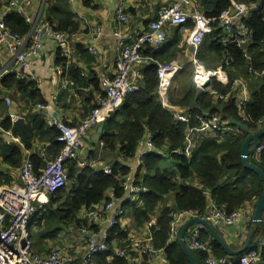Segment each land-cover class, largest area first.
<instances>
[{
	"label": "trees",
	"instance_id": "16d2710c",
	"mask_svg": "<svg viewBox=\"0 0 264 264\" xmlns=\"http://www.w3.org/2000/svg\"><path fill=\"white\" fill-rule=\"evenodd\" d=\"M233 1L262 5L261 9L252 12L248 21V25L253 31L252 43L247 47L251 61L249 62L242 49L238 48L236 44L229 43V34L218 28L205 39L197 58L208 69L217 68L226 60L230 61L228 68L230 83L234 79L242 77L251 91V99L246 107V116L250 120L244 121L233 100L220 101L199 89L194 82L195 67L193 63H187L174 76L169 88L168 99L174 105L187 107L186 113L200 116H205L207 113L211 116L219 115L227 121L237 119L248 124L251 130H257V122L264 117V79H256L254 72L249 71V67L251 66L253 70L264 69V0ZM85 3L88 4V0ZM231 3V0H214L213 3H208L207 0L204 3L209 9L206 15L216 17ZM45 13L57 30L70 34L79 31V22L68 9L66 0H47ZM6 24L11 30L20 34H26L29 30V25L20 12L8 15ZM172 37L173 39L164 50L154 51V49L148 48L149 50H146L145 54L154 56L159 62L174 61L182 41L179 27L173 30ZM66 61L59 51L56 63L65 65ZM69 70L68 77L75 80L80 88L89 86L92 89L90 94L83 91H79V94L84 97L85 102L88 101L92 104L91 108L96 106L97 102L93 92L103 91L97 75L92 73L91 76L85 78L79 68L71 67ZM173 83H178L179 88L176 89ZM212 85L220 92L225 93L230 90V84L223 86L214 80ZM158 86L157 64L146 65L143 68V81L140 89L124 99L117 109L110 110L100 121V123L105 121L101 140L99 144H93V150L91 149L87 154L88 162L99 161L97 157L100 149L114 157L118 156L120 159L116 158L106 165L112 170L111 174L105 173L101 167L79 168L75 162L68 165L69 182H73L71 189H61L52 193L45 209L38 212L29 225L34 251L45 253L41 252L42 240L57 238L60 232L66 231L65 227L70 228L73 225L81 229L87 226L88 222L79 219L78 214L83 208H92L106 203L109 190L114 189L116 196H123L122 177L131 171V167L126 164V161L134 159L139 149V142L148 133L153 134L156 149L159 151L146 155L144 163L136 172L138 184L146 187L148 191L140 195L138 201L124 203L125 216H131L140 230L153 216H158L157 225L154 228V243L157 248L165 249L169 264H190L179 241L169 243L167 241L169 213L172 209L197 210L205 213L209 208L208 195L210 194L215 204L224 207L228 213L243 207L255 210L256 204L264 192V180L258 173L244 167L242 163V147L248 133L246 131L240 134L226 133L223 140L212 137L201 138L193 147L191 157L178 154V148L185 146L187 130L190 127H198L199 123L195 117L189 124L177 121L174 114L163 106L158 94ZM0 87L9 90L11 95L28 96L30 103L34 105L45 101L35 81L21 80L16 74L3 76L0 79ZM1 95L2 92H0V110H2V114H5V101ZM103 95L102 93L101 97ZM41 119L40 126L44 127L46 123L42 117ZM2 121L6 129L11 127L8 118L3 117ZM19 125V122L14 125L13 131L15 134L22 135L24 140V133ZM57 135L56 131L53 137L56 143H58ZM24 141L26 142V138ZM58 144L60 150L61 144ZM30 146V141L26 142L25 147L30 148ZM0 148L5 162L18 168L22 166L24 154L20 147H10L0 141ZM162 153L169 154V159L176 162V168L162 167V161L165 159L161 157ZM30 158L37 170L44 166L43 159L36 154L31 155ZM252 162L264 172V151L258 159H252ZM177 175L180 180H177ZM9 183L10 180H7L0 170V185ZM194 183H198V185L196 186ZM204 190L208 193L205 194ZM167 196H173L172 206L164 203ZM138 202H142V204L139 205ZM158 210L159 213H157ZM33 227L36 232L33 231ZM91 228L97 231V226ZM250 228L249 225V230ZM222 233L224 234L223 231ZM263 234L264 223L257 230L251 249H260L259 242ZM115 238L120 241L131 240L128 239V233L122 230L120 222L113 227L109 242L112 244ZM201 240L207 242L211 253L215 256H228L209 232L204 231ZM229 244L234 249L244 245L238 246L230 242ZM118 245L124 246L125 244ZM260 253L262 255L261 264H264V247L260 249ZM192 254L197 264H203L208 256V252L203 250H192ZM243 254L234 258L239 259ZM96 258L98 264H133L134 262L108 254H99ZM146 261L145 258L144 262Z\"/></svg>",
	"mask_w": 264,
	"mask_h": 264
},
{
	"label": "built area",
	"instance_id": "2783aa9c",
	"mask_svg": "<svg viewBox=\"0 0 264 264\" xmlns=\"http://www.w3.org/2000/svg\"><path fill=\"white\" fill-rule=\"evenodd\" d=\"M45 1L42 0L36 12L26 11L34 0H10L8 4L0 8V79L5 75L16 74L21 80L35 81L39 86L41 79L49 74L44 64L45 47L48 42H53L60 49L62 57L69 52L70 38L72 34L57 30L45 13ZM74 1V0H71ZM192 0H173L164 5L151 23L152 31L142 32L133 37L131 41L125 39L122 34V24H127L129 17L123 7H119L113 18V27L118 42V58L116 61V73L104 75L102 86L103 96L97 101V105L91 108L88 114L76 125L68 124L56 111L58 108L59 92L52 94L49 100L38 102L34 105V111L41 115L47 126L55 129L58 133L57 141L61 149L57 156L46 161L44 166L36 169L30 157H26L19 168L20 180L9 184L0 185V264H73L76 261L67 248L55 246L48 253H39L32 248V239L29 233V225L35 215L44 210L50 201V195L63 189L69 181L68 164L77 163L79 168L91 166L99 168L98 162L89 163L87 158L82 161L81 149L89 131L95 127L110 110H115L129 95L137 92L143 81V68L146 65L156 63L158 72V94L161 102L166 106L169 104L168 93L174 76L179 72L180 66L172 61L169 63L159 62L154 56L146 55L145 51L152 45L154 51L160 50L162 39L156 34L168 27H180L184 39L191 45L195 55L204 43L206 37L218 28L229 34L230 44H236L242 49L245 56L251 61L247 51L248 45L252 43L253 31L248 25L252 12L262 8L260 3L246 4L232 0L231 5L223 10L218 16H207L197 6L195 11H190L187 6ZM13 12H20L29 25L26 34H20L11 30L6 24V18ZM104 34L103 27L95 26L92 43L89 50L94 55H99L98 43ZM9 53L8 62L4 63L3 54ZM248 62V63H249ZM195 66L194 82L202 91L213 95L220 101L233 100L244 121L250 120L246 116V107L251 99V91L247 82L242 78H236L230 83L228 68L230 61L226 60L217 68L208 69L198 58L193 60ZM56 70L62 76V85H75L74 80L67 79V69L63 65H57ZM256 79H264V69H252ZM210 84L206 87L207 81ZM217 81L223 86L230 84L228 92H220L212 85ZM79 89H85L80 88ZM7 105L6 118L14 127L24 118L22 112L15 111L12 98L5 96ZM169 110L175 119L181 123L189 124L195 117L199 123L198 127H190L186 134L187 139L184 147H180L177 153L191 157L192 149L205 137L223 140L226 133H243L244 129L231 124V120H223L221 116L194 115L193 113L178 112L172 108ZM0 119V132L9 135L10 138L20 143L19 137L6 130ZM243 122V121H242ZM245 123V122H244ZM258 129L248 133L264 130V117L258 122ZM156 149L153 134H147L140 142L139 149L134 157L135 167L122 177L124 194L118 197L114 189L109 190L107 202L92 208H83L82 216L88 222L87 226L80 229L83 233H89L88 245L81 260L77 264H92L99 254H108L133 261V253L139 254L150 264H169L164 248H157L154 243V228L157 225L158 216H153L141 229V236L131 240H121L125 244L119 246L109 242L110 235L122 216L125 215L124 203L136 202L139 196L146 193L148 189L138 184L136 172L144 163V157L154 154ZM264 151V137L256 148L252 159H258ZM159 155V154H158ZM169 159V154H163ZM105 173L111 174L110 167H103ZM207 194L208 191L204 190ZM209 208L205 213L197 210L172 209L169 213V236L168 243L179 240V233L185 222L192 218L205 219L219 231H225L240 223H252L254 211L249 207L240 208L228 213L224 207H220L212 200L210 194ZM111 211L112 215L107 220L105 230L95 231L91 227L101 225L105 213ZM208 230L202 224L193 225L186 235L187 245L192 250H203L208 256L203 264H261L262 255L260 249L264 247V234L262 235L259 248L250 249L239 259L231 256L217 257L211 253L207 242L201 240L202 233ZM248 231L246 232L247 235ZM134 264V262H133Z\"/></svg>",
	"mask_w": 264,
	"mask_h": 264
},
{
	"label": "crops",
	"instance_id": "0c3cea01",
	"mask_svg": "<svg viewBox=\"0 0 264 264\" xmlns=\"http://www.w3.org/2000/svg\"><path fill=\"white\" fill-rule=\"evenodd\" d=\"M9 1L10 0H0V8L5 7ZM66 1L68 9L75 15L80 25L79 31H77L75 34H72L70 38L69 52L63 55L67 60L66 64L63 65L67 69V79L70 80V78L68 77V74L70 75L69 69L71 67H75L81 70L83 77L88 78L92 73H95L99 78V81H102L104 75L111 76L116 73V61L118 58L119 49L117 38L115 36V29L113 27V18L119 7L122 6L125 13L129 17L128 23L121 25L122 34L124 35L126 40L131 41L133 37L139 33L152 31L151 23L156 19L158 11L164 5L171 3V1L173 0H88V4L85 3L86 0ZM192 1L193 3L187 6L190 11H195V6H197L205 14L209 11L208 7L204 5L207 0ZM41 2L42 0H34L33 4L26 7L25 10L29 12H36L40 7ZM209 2L213 3L214 0H208V3ZM97 25L103 27L104 34L101 41H99V43L97 44L100 50V54L94 55L89 50V46L92 43L95 26ZM176 28L177 27H168L156 34V37L162 39V44L160 46L161 51L164 50L171 39H173V30ZM180 36L182 41L179 44L180 48L177 51L174 62H176L180 66L181 70L187 63H193V60L194 58H197L198 53L195 55L191 45L187 42L186 39H184L181 28ZM148 48L154 49L152 45H150V47ZM59 51L60 49H58L53 42H48L46 44L44 52V59H46V61L44 66L47 69L49 75L46 78L41 79L42 83L40 84V86L38 85V89H40L41 95L44 100H49L51 95L58 91L59 101L58 108L56 107V111L65 119L68 124L76 125L81 121L83 117L88 114L92 107V104H90L88 101L85 102L84 97L79 94V91L87 92L90 94L92 92V89L89 86H85V89H79V85L77 82H75L76 86L71 84H68L66 86L62 85V76L59 75L56 70V66L61 65L56 63ZM9 58V53L4 52V63L8 62ZM100 84L102 86V83ZM102 88L104 91L103 86ZM103 91L93 92L96 102L100 99ZM0 92H2L1 96L3 100L5 96L10 95L15 105V111L22 112L24 114V118L19 122V126L22 133H24V140L26 138V142L29 143L30 141L31 146L30 148L25 147L26 142L23 140L22 135L15 134L12 126L6 130L11 131L13 135L19 137L20 143L12 140L9 135H5L3 132H0L1 143L10 147H20L23 150L24 159L26 157H31V155L33 154L41 157L43 159V164H45L46 161L53 159L60 151L58 144L59 142L56 140L58 142L56 143L53 138L56 134L55 129L47 126L46 124H44V127L40 126V121H42L41 116L36 111H34V104L30 103L28 96L22 94L11 95V92L9 90L3 89L2 87H0ZM16 97H18V101ZM5 106L6 113L2 114V110H0V119L6 117L7 115L8 107L6 104ZM163 106L167 109L172 108L178 112L187 111V107L177 106L172 104L171 102H169V104L166 106L163 104ZM99 124L100 122L89 131L88 136L85 139L84 145L81 149L80 154L82 156L86 157L87 154L90 153V150H93V144H96L93 142V137L97 131ZM1 153L2 151L0 148L1 172H3V174L7 177V180H10V183L19 181V168L5 162ZM116 158L120 159V157H114L100 149L97 157V160L99 161L97 162L101 168L108 167L106 165L109 162H113L114 160H116ZM169 161H171L170 164L168 163ZM135 163L136 162L134 159H132V161H126V164L130 167L134 166ZM162 164L163 168H176V162L172 159H163ZM177 180H180L179 175H177ZM72 185L73 182L68 181L67 185L63 189L69 190L71 189ZM170 197L171 196H167L165 200L170 199L171 201H173V198ZM138 203L139 205L142 204V202ZM157 213H159V210L157 211ZM111 215V211H107L105 213V216L103 217L104 220L101 222V225L97 226V231L103 232L105 230L107 226V220ZM78 218L84 220L82 211L78 214ZM120 225L122 230H125L128 233V239H133L138 235L141 236L142 234L140 227L135 225L134 219L131 216H122L120 219ZM249 225L251 227L252 223H240L231 227H227L226 229H224L225 231H223L225 234L224 236L231 244L239 245L238 240H242L243 232L246 231L247 227V231H249ZM64 229L66 231L60 232L57 238H54L53 240H48L47 238L42 240V243L40 244L42 249L41 252H49L52 249L50 247V244H57L58 246H63L70 252H72L76 257L75 262H78L81 260L83 254L85 253L90 235L89 233L81 232L80 227H76L73 225L70 228L65 227ZM33 231L36 232V229L34 227ZM120 242V240H117L115 238L112 241V244L118 245L120 244ZM77 245H81V247L77 248ZM96 257L93 260L92 264H98ZM144 260L145 259L139 254L133 253L134 263L144 262Z\"/></svg>",
	"mask_w": 264,
	"mask_h": 264
},
{
	"label": "water",
	"instance_id": "95a60500",
	"mask_svg": "<svg viewBox=\"0 0 264 264\" xmlns=\"http://www.w3.org/2000/svg\"><path fill=\"white\" fill-rule=\"evenodd\" d=\"M209 84H210V80L207 81L206 87ZM231 122L234 126H239L243 128L244 131H246L247 133L249 132L248 124L240 120H237V119H231ZM104 125H105V121L99 124L97 131L93 137V142L96 144L100 143ZM263 137H264V130L254 132V133H248L243 143V147H242V163L244 167L258 173L264 180V172L252 162V156L254 155L256 148L260 144V139ZM263 223H264V192L256 204L253 218H252V225H251L247 240L241 248H238V249L232 248L221 231H219L216 227H214L209 221L205 219H199V218H192L184 223V225L182 226L180 230L178 241H179L180 246L182 247V250L187 255L190 264H197L195 261V258L193 257L192 251L189 249L187 245L186 235L189 229L193 225L202 224L203 226H205L208 232L212 235V237L223 247L227 255L231 257H237L252 248L255 234ZM134 264H150V263L139 262V263H134Z\"/></svg>",
	"mask_w": 264,
	"mask_h": 264
},
{
	"label": "rangeland",
	"instance_id": "374dc122",
	"mask_svg": "<svg viewBox=\"0 0 264 264\" xmlns=\"http://www.w3.org/2000/svg\"><path fill=\"white\" fill-rule=\"evenodd\" d=\"M173 85L175 86L176 89L179 88V84H178V83H173ZM7 97L12 98L10 95H8ZM16 98H17V101H18V97H16ZM17 101H16V102H17ZM18 110H20V109H18ZM20 111H22V110H20ZM81 157H84V158L82 159V161H83V160L86 159L87 156L85 157V156H82V155H81ZM170 162H171V161H169L168 163L170 164ZM133 167H135V166H133ZM194 184H195L196 186L198 185V183H194ZM170 198H173V196H171ZM164 203H168L170 206L173 205V201H171L170 199L165 200ZM247 229H248V227L246 228V231L243 232V238L241 237L242 240H240V241L238 240V244H239L238 246H241V245L245 244L244 242H246V239H247V235H246ZM139 231H140V230H139ZM249 231H250V230H249ZM249 231H248V233H249ZM248 233H247V234H248ZM138 236H139V235H138ZM138 236H136V237H138ZM32 241H33V240H32ZM59 245H61V244H59ZM55 246H58V245H57V244L54 245V244H52V243L50 244V247H51V248H53V247H55ZM79 247H81V245H77V248H79ZM71 253H72V252H71ZM72 254H73V253H72ZM73 255H74V254H73Z\"/></svg>",
	"mask_w": 264,
	"mask_h": 264
}]
</instances>
